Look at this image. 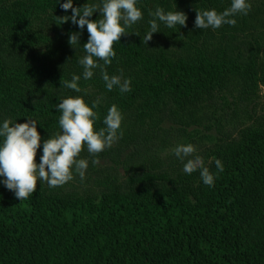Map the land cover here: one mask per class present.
<instances>
[{
	"label": "trees",
	"instance_id": "16d2710c",
	"mask_svg": "<svg viewBox=\"0 0 264 264\" xmlns=\"http://www.w3.org/2000/svg\"><path fill=\"white\" fill-rule=\"evenodd\" d=\"M64 2L0 4V126L5 119H35L42 149L45 139L62 133L57 105L63 99L79 96L89 106L99 99L95 130L106 127L112 105L131 123L105 149L114 151L101 155L131 151L122 163L124 176L108 175L97 191L38 181L36 192L19 200L0 180V264H264V119L202 158L216 175L212 187L199 170H167L143 150L157 137L153 126L206 125L217 99L229 92L249 97L264 86L263 20L259 24L251 10L235 15V26L198 29L196 10L220 13L232 0H137L143 18L114 44L116 56L105 66L110 77L130 80L131 91L121 94L107 90L99 69L83 78L79 60L89 33L70 19L61 23L71 16V9L61 8ZM85 4L95 1L73 0L81 10ZM157 7L183 11L186 26L157 21L160 31L147 44L142 38ZM37 13L52 21V36L32 23ZM100 18L98 12L90 17ZM74 32L80 33L75 48L69 44ZM74 74L81 77L79 93L63 86Z\"/></svg>",
	"mask_w": 264,
	"mask_h": 264
},
{
	"label": "clouds",
	"instance_id": "9594fccd",
	"mask_svg": "<svg viewBox=\"0 0 264 264\" xmlns=\"http://www.w3.org/2000/svg\"><path fill=\"white\" fill-rule=\"evenodd\" d=\"M61 8L64 11L71 9V16L61 17V23L70 19L81 30L85 25L87 26L89 39L83 45L86 55L79 60L84 68L83 78L91 79L94 70L99 69L107 90L118 88L121 94L130 92V80L125 79L122 82L121 76L110 77L105 66L110 65L112 58L116 56L114 44L119 42L123 35L130 33L127 28L143 18L142 11L137 7V0H104L102 6L85 4L82 10L81 7L73 6V0H66L61 4ZM251 8L249 0H232L231 6L220 13L215 9L196 10L195 27L217 29L224 24L235 26L237 20L233 17L237 14L247 15ZM96 12L102 18L90 19ZM149 15L154 18L149 21L150 31L142 38L147 44L152 39L153 33L160 31L157 21L169 28L177 25L186 26L187 16L183 11L165 13L163 9L157 7L155 12H150ZM79 40V32L70 34L69 44L74 48L79 44ZM80 79L79 75L74 74L70 81H63V86L79 93L82 91L78 84ZM99 103L100 100L97 99L93 101L92 106H89L79 96L63 99L57 105L62 113L59 118L62 133L43 141L39 163L36 161L37 150L41 146V135L37 130L38 122L35 119H27L24 123L15 124L7 119L3 121L0 126V137L4 138L0 144V176L4 177L3 184L15 193L17 199L24 200L35 193L38 180L47 182L49 187L63 186L73 179V168L83 179L88 161L78 157L84 146H87L90 154L96 155L110 148L122 137L123 117L116 105L109 108L103 120L106 127L100 128L99 131L95 130L94 124L99 119V115L94 108H97ZM196 151V147L192 144L178 145L174 149V154L182 162L187 157H193L184 163V172L192 174L199 170L203 183L212 187L216 175L205 166L202 157L194 155ZM92 163L95 165L98 160L93 159ZM215 165L219 172L224 171V165L219 159L215 161Z\"/></svg>",
	"mask_w": 264,
	"mask_h": 264
},
{
	"label": "rangeland",
	"instance_id": "374dc122",
	"mask_svg": "<svg viewBox=\"0 0 264 264\" xmlns=\"http://www.w3.org/2000/svg\"><path fill=\"white\" fill-rule=\"evenodd\" d=\"M14 0L0 1L1 5H6ZM97 6H102L103 0H94ZM252 5L251 10L256 14V21L261 24L263 20L264 24V0H249ZM261 20V21H260ZM34 26L39 27L42 31L52 36V29L54 25L50 19H45L40 13H37L32 21ZM263 27V26H262ZM43 51V50H42ZM96 89V87H92ZM232 93H227L225 99L219 98L214 103L211 110H214L213 117L206 125H191L181 127L174 125L170 122H161L158 127H154L156 138L152 143L149 140L146 141V145L143 146V150H146V154L151 156H157L161 161V167L167 170L178 169L183 171L184 163L187 159L193 157H187L182 162L174 154V149L178 145L192 144L196 147L197 151L194 155H199L205 158L206 154L212 148L218 146L222 142H226L231 136L235 135L241 128L259 122L264 119V86L258 85L252 96L245 97L243 93L239 92L233 96ZM129 120L122 119L121 128H127L130 126ZM43 149V148H42ZM42 149L37 150L36 161L40 162L42 156ZM114 151V150H104ZM131 150H120V152L114 157H109L107 153L104 155L96 154L92 155L88 150H83L79 159H86L88 161V168L85 172L83 179L76 173L73 168V179L60 186L64 190H79V191H97L100 189V184L108 175H115L117 178L124 176L123 160L125 155ZM98 160V163L93 165L92 160ZM4 177L0 176V180L3 181ZM39 181V180H38ZM44 185H48L47 182H42Z\"/></svg>",
	"mask_w": 264,
	"mask_h": 264
}]
</instances>
